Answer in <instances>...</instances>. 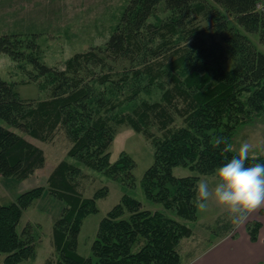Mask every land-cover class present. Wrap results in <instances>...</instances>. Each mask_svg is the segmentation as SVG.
I'll return each instance as SVG.
<instances>
[{
	"label": "trees",
	"instance_id": "obj_1",
	"mask_svg": "<svg viewBox=\"0 0 264 264\" xmlns=\"http://www.w3.org/2000/svg\"><path fill=\"white\" fill-rule=\"evenodd\" d=\"M162 1L169 7L168 18L151 21ZM212 1L234 13L248 31L258 30L264 38V14L256 9L257 0ZM203 9V3L197 0H126L118 23L103 48L98 49L115 56L130 55L144 47L146 35L153 30L169 27L178 31L177 28ZM215 24L217 29L227 27L223 17ZM180 34L177 41L190 36L196 39L190 46L182 47L184 51L179 56L162 62L157 69L146 62L147 82H138L123 99L117 98L121 82L142 75L143 69H136L134 75L123 74L119 81L112 80L108 74L83 81L78 76L82 68L89 66L87 70H90V63L105 61L99 51L77 52L59 70L39 57L35 34L26 37L21 33L0 34V51L19 63H30L32 67L26 69L29 78L43 77L46 82L41 83L42 87L47 90L49 85L51 89L50 97L45 100H26L16 90V82L0 76V117L42 140L51 139L57 128L64 126L73 141L67 156L77 160H61L47 179V192L64 203L53 224L57 257L55 262L48 259L45 264H183L181 241L193 234L187 221H195L199 216L193 204L199 174H213L236 155L234 148L223 151L224 144L214 148L213 138L225 137L232 146L239 128L264 114V53L238 31L225 35V43L212 33L206 34L208 37L197 36L196 27ZM147 50L155 54L153 46L148 45ZM228 56L234 59L231 68L224 64ZM154 87L164 89L163 99L167 104L145 98L131 112L124 111L126 100L138 96L142 90L151 92ZM174 100H181L183 105L173 103ZM170 105L184 117L185 124L165 129L173 119L167 107ZM118 106L120 109L113 113ZM156 120L165 129L161 137L154 136L150 130ZM112 122H128L152 138L154 161L143 175V191L148 200L161 204L163 209L144 208L140 199L124 193L100 220L91 245L93 256L86 257L78 250L82 224L89 214L99 211L97 201L109 189L104 186L91 197L83 196L77 190L78 178L84 174L81 165L102 171L125 185H135V159L123 151L117 160H111L109 147L116 133ZM251 156L246 166L264 163V153L256 155L255 160ZM45 162L43 148L0 124V175L22 180ZM176 166L187 167L197 174L177 176ZM45 191V186L32 187L14 201L0 204V253L5 254V264H20L36 256L35 241L31 235L24 236L27 227L20 232L19 225L24 211ZM261 226L259 220L248 222L246 228L252 240L258 239ZM230 228L225 222L220 229Z\"/></svg>",
	"mask_w": 264,
	"mask_h": 264
},
{
	"label": "rangeland",
	"instance_id": "obj_2",
	"mask_svg": "<svg viewBox=\"0 0 264 264\" xmlns=\"http://www.w3.org/2000/svg\"><path fill=\"white\" fill-rule=\"evenodd\" d=\"M197 1L203 3L204 9L201 12H197L191 21H187L183 27L177 28L178 31L171 30L169 27L153 30L146 35L144 47L137 49L130 55L115 56L107 53V51L98 49L100 46L103 48L106 44L115 24L119 21L126 0H0V34L21 33L25 37L35 34L39 44V57L50 66L59 70L64 69L66 60L77 52H85L90 49L99 51L105 61L99 64L90 63V66H92L90 70H87L89 66L85 69L82 68L81 74L78 76L82 77L83 81H90L105 74H108L112 80L119 81L123 74L134 75L136 69H143L142 75L133 76L121 82V88L117 91L118 99H123L128 94H131L132 90L139 84L138 82H147L148 79L144 76L146 62L154 64L157 69L162 62L167 63L179 56L184 51L182 47L191 45L192 41L196 39L195 36L177 41L178 37H181L180 32L182 30L196 27L199 29L197 36L202 37L212 33L222 43H225V35H228L231 31H238L248 36L251 45L256 50L258 49L264 53V38L261 37V32L258 30L248 31L238 21L235 14L222 4L212 0ZM169 14V7L162 1L150 20L158 22L159 18H168ZM222 17L226 21L227 27L217 29L215 23ZM186 33L188 34V32ZM208 36L206 35V37ZM176 42L179 44H175ZM148 45L153 46L152 51L155 54L147 50ZM233 62L232 56H228L224 63L225 67L231 68ZM30 67H32L30 63H19L8 54L0 51V76L8 81L16 82V90L23 99L39 101L49 98L51 95L50 86L46 85L49 88L47 90L42 87L41 83L46 82L43 77L38 80L30 79L26 72V69ZM164 79L166 80L168 77ZM163 93L164 89L156 87L151 92L142 90L138 96H134L124 102V111L131 112L145 98L151 102L162 100L164 104H167V101L163 99ZM174 102H177L179 106L183 105L181 100H174ZM120 107H116L112 112H117ZM167 107H169L173 119L165 129L184 125V117L178 112L176 107L172 105ZM0 124L28 137L43 148L46 156L45 165L36 169L34 173L25 179L17 180L0 175V204H8L14 201L21 192L32 187H46L45 193L35 200L24 211L22 216L19 231L21 232L27 227V233L24 236H32L35 241L36 256L24 260L20 264H45L48 259L55 262L57 256L53 244V224L55 218L61 213L64 202L52 193L47 192V179L61 160L67 158L71 162L77 161L67 156L73 141L64 126L57 128L51 139L42 140L31 136L22 129L13 127L1 117ZM112 124L116 133L109 147L111 160H117L123 151L129 153L135 159L136 166L133 169L136 178L135 185H125L102 171L81 165L84 174L78 178L77 190L83 196L91 197L97 189L104 186L109 189L108 194L97 201L99 211L89 214L82 224L78 250L80 254L86 257L93 256L91 245L97 236L100 220L119 202L124 193L140 199L144 208L150 210L163 209L161 204L148 200L143 191V175L154 161L152 138L148 137L144 132L135 130L128 122L121 124L112 122ZM160 125L159 120H156V123H151L150 130L154 136L161 137L165 132L164 127H160ZM233 139L232 148L236 151L243 140H248L255 146L253 153L250 155L263 154L264 114L255 117L253 121H247V123L243 124ZM174 173L177 176L197 174V172H193L183 166H176ZM199 176L198 183L204 179L214 180V173L199 174ZM171 188L174 189L173 186ZM208 203L209 206L205 212L198 211L197 220L187 221L193 228V234L190 237L183 238L181 241L180 252L183 263L197 257L207 246L223 237V235L229 237L233 236L238 230L241 232L242 228H246L248 222L257 221V217L262 215L259 210L255 211L248 216L241 227L235 230L231 227L223 233L224 229L220 228L224 227L225 222H227V212L214 201H209ZM172 213H169V215H173ZM227 225L230 224L227 222ZM4 256V253H0V264H5Z\"/></svg>",
	"mask_w": 264,
	"mask_h": 264
},
{
	"label": "clouds",
	"instance_id": "obj_3",
	"mask_svg": "<svg viewBox=\"0 0 264 264\" xmlns=\"http://www.w3.org/2000/svg\"><path fill=\"white\" fill-rule=\"evenodd\" d=\"M225 147L223 151H231L225 137H214L212 146ZM254 145L243 140L230 160L214 170V180H200L195 187L193 204L199 212L208 209L209 201H214L227 212L226 220L232 229H238L248 216L264 208V163L246 166V161L253 153ZM253 160L255 156H251Z\"/></svg>",
	"mask_w": 264,
	"mask_h": 264
},
{
	"label": "crops",
	"instance_id": "obj_4",
	"mask_svg": "<svg viewBox=\"0 0 264 264\" xmlns=\"http://www.w3.org/2000/svg\"><path fill=\"white\" fill-rule=\"evenodd\" d=\"M261 214L257 217L262 223L257 240H252L247 229L242 228L233 236L223 235L197 257L183 264H264V209Z\"/></svg>",
	"mask_w": 264,
	"mask_h": 264
},
{
	"label": "built area",
	"instance_id": "obj_5",
	"mask_svg": "<svg viewBox=\"0 0 264 264\" xmlns=\"http://www.w3.org/2000/svg\"><path fill=\"white\" fill-rule=\"evenodd\" d=\"M256 9L264 14V0H257Z\"/></svg>",
	"mask_w": 264,
	"mask_h": 264
}]
</instances>
